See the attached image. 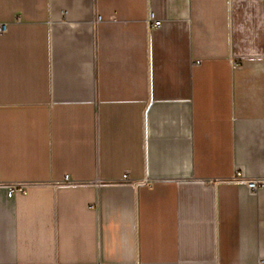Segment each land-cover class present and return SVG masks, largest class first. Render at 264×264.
Listing matches in <instances>:
<instances>
[{"label":"crops","instance_id":"crops-1","mask_svg":"<svg viewBox=\"0 0 264 264\" xmlns=\"http://www.w3.org/2000/svg\"><path fill=\"white\" fill-rule=\"evenodd\" d=\"M0 23V264H264V183L235 181H264V0H0Z\"/></svg>","mask_w":264,"mask_h":264},{"label":"built area","instance_id":"built-area-1","mask_svg":"<svg viewBox=\"0 0 264 264\" xmlns=\"http://www.w3.org/2000/svg\"><path fill=\"white\" fill-rule=\"evenodd\" d=\"M148 22L150 23L151 28H157L162 25V20L157 19L155 17V13L153 11H150L149 16H148ZM7 32V24L6 23H0V34H4ZM128 178V174L124 175V179ZM66 182H70V176L67 175L65 178ZM235 181L238 183H244L247 185L250 193L252 194H257L259 188L261 185L264 183L262 179L259 178H249L246 173L242 169H238L235 174ZM7 190H8V195L9 196H14L21 194L26 191V185L22 183H13L6 185ZM264 263V261H263Z\"/></svg>","mask_w":264,"mask_h":264}]
</instances>
